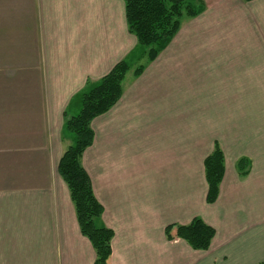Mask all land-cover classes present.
<instances>
[{"label": "crops", "instance_id": "0c3cea01", "mask_svg": "<svg viewBox=\"0 0 264 264\" xmlns=\"http://www.w3.org/2000/svg\"><path fill=\"white\" fill-rule=\"evenodd\" d=\"M197 3L92 121L82 163L114 230L108 264L264 261V0ZM136 45L124 0H0V264L94 263L58 169L65 113ZM216 142L225 174L208 203ZM196 216L216 229L207 250L167 236Z\"/></svg>", "mask_w": 264, "mask_h": 264}, {"label": "trees", "instance_id": "16d2710c", "mask_svg": "<svg viewBox=\"0 0 264 264\" xmlns=\"http://www.w3.org/2000/svg\"><path fill=\"white\" fill-rule=\"evenodd\" d=\"M197 1L124 0L129 30L137 37L136 47L99 80L87 82L72 101L78 107V113H65L64 128L75 134V143L62 154L58 169L75 205L80 230L95 250L93 264H108L114 230L102 222L104 207L97 199L90 175L82 163L85 150L93 143L92 121L119 101L123 81L134 64L135 74H141L145 68L143 60H154L169 44L180 28L182 17H193L202 12L203 4ZM237 166L242 174L249 171L246 158H241ZM204 172L208 184L206 200L214 203L225 174V154L218 142L204 160ZM173 228L176 237L197 250L209 249L216 234V229L200 216L187 224L168 226L166 231L170 239L174 237L171 234ZM258 264H264V261Z\"/></svg>", "mask_w": 264, "mask_h": 264}, {"label": "rangeland", "instance_id": "374dc122", "mask_svg": "<svg viewBox=\"0 0 264 264\" xmlns=\"http://www.w3.org/2000/svg\"><path fill=\"white\" fill-rule=\"evenodd\" d=\"M63 143H64V149L68 148V146L73 145L75 143V134L71 131L65 130Z\"/></svg>", "mask_w": 264, "mask_h": 264}]
</instances>
